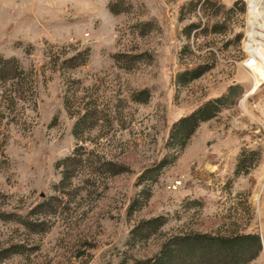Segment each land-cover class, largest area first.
<instances>
[{"label":"rangeland","instance_id":"obj_1","mask_svg":"<svg viewBox=\"0 0 264 264\" xmlns=\"http://www.w3.org/2000/svg\"><path fill=\"white\" fill-rule=\"evenodd\" d=\"M203 1L0 0V59L21 71L0 75V264H132L176 232L264 241V82L250 93L249 4L210 0L221 13L235 6L222 18ZM232 86L234 103L182 150L168 147L177 119ZM142 89L147 101L133 100ZM165 155L176 158L141 183ZM142 188L149 198L128 214ZM156 216L159 232L131 246L130 230ZM249 264H264V246Z\"/></svg>","mask_w":264,"mask_h":264},{"label":"trees","instance_id":"obj_2","mask_svg":"<svg viewBox=\"0 0 264 264\" xmlns=\"http://www.w3.org/2000/svg\"><path fill=\"white\" fill-rule=\"evenodd\" d=\"M205 9L211 8L216 14L221 13L220 6L214 7L210 0L203 1ZM236 5V4H235ZM235 6L226 9L221 16L226 18ZM111 12L118 11L117 4L110 5ZM196 23H190L188 28L197 29ZM221 28V29H220ZM205 27L201 28V31ZM212 31L221 32L223 26L218 23L213 24ZM3 67L0 69V75L9 74L13 78L18 77L21 71L18 62L15 59H0ZM212 65L204 63L190 69H185L177 74V81L180 84H186L200 77L211 68ZM12 72V73H11ZM12 74V75H11ZM148 89H142L132 95L133 100L137 102H146L148 98ZM238 91L233 86L229 88L226 94L210 99L189 114L177 119L171 126L168 140L170 149L177 148L182 150L187 144L190 136L194 133L200 122L214 117L227 104V99L234 103ZM236 96V97H232ZM92 118V116H90ZM81 122H76L73 133L77 135V127ZM175 156L170 158L166 155L152 165L146 168L139 176V181H149L153 183L157 180L162 170L170 165ZM245 158L250 157L245 155ZM110 170L115 171L113 167ZM63 174H65L63 172ZM149 186V185H148ZM149 188H142L136 198L131 201L128 214L139 209L149 198ZM141 197V199H140ZM46 201L36 204L33 210L46 206ZM32 210V211H33ZM38 212V211H37ZM164 220L161 216L140 220L129 232L128 243L134 246L138 241H146L152 235L159 232L163 226ZM163 240L160 242L158 249L151 256L145 258H133L132 264H249L260 252L264 241L257 233H239L237 230L226 231L225 233H201V232H176L163 234Z\"/></svg>","mask_w":264,"mask_h":264},{"label":"bare ground","instance_id":"obj_3","mask_svg":"<svg viewBox=\"0 0 264 264\" xmlns=\"http://www.w3.org/2000/svg\"><path fill=\"white\" fill-rule=\"evenodd\" d=\"M249 4V33L246 47L249 50L248 64L245 67L251 72L253 87L250 93L255 92L264 82V0H247ZM257 55L253 57L252 55ZM264 181V171H263ZM261 193L257 189L255 198Z\"/></svg>","mask_w":264,"mask_h":264}]
</instances>
